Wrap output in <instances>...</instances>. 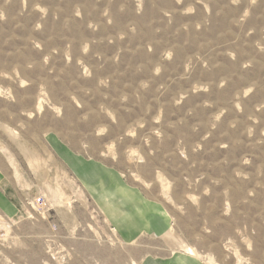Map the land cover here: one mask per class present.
Segmentation results:
<instances>
[{
  "label": "rangeland",
  "instance_id": "obj_1",
  "mask_svg": "<svg viewBox=\"0 0 264 264\" xmlns=\"http://www.w3.org/2000/svg\"><path fill=\"white\" fill-rule=\"evenodd\" d=\"M169 213L128 243L58 150ZM0 264H264V0H0Z\"/></svg>",
  "mask_w": 264,
  "mask_h": 264
},
{
  "label": "crops",
  "instance_id": "obj_2",
  "mask_svg": "<svg viewBox=\"0 0 264 264\" xmlns=\"http://www.w3.org/2000/svg\"><path fill=\"white\" fill-rule=\"evenodd\" d=\"M58 150L83 178L121 238L133 243L143 236L167 234L172 226L168 211L144 192L129 184L113 168L76 156L68 148L58 144ZM0 203L3 200L0 195ZM139 264H207L198 255L181 251L170 255L148 254Z\"/></svg>",
  "mask_w": 264,
  "mask_h": 264
}]
</instances>
